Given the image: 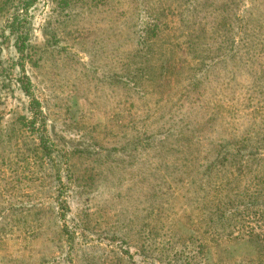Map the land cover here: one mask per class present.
<instances>
[{
	"label": "rangeland",
	"instance_id": "1",
	"mask_svg": "<svg viewBox=\"0 0 264 264\" xmlns=\"http://www.w3.org/2000/svg\"><path fill=\"white\" fill-rule=\"evenodd\" d=\"M219 1L208 4V23ZM139 2L0 0V264H153L157 256L155 264H264V161L253 159L248 169L260 171L234 181L240 195L257 201L231 216L230 235L214 233L204 217L208 199L221 192L219 179H196L199 170L216 166L219 145L243 135L249 148L264 145V39L253 45L251 35L259 33L252 27L246 45L242 34L225 53L198 63L202 82L190 89V67L199 59L184 50L181 24L196 0L164 6L172 13L162 20L166 30L153 55L136 52L145 15ZM236 11L264 34V0H242ZM24 72L45 118L52 159L26 126L29 98L18 82ZM122 74L136 77L137 87L126 89ZM168 129L196 142L194 163L204 158L194 164L186 154L194 168L183 167L185 175L165 171L179 166L174 162L160 163L177 144L163 134ZM111 148L120 160L93 163L94 154L104 158ZM257 155L264 158V150ZM159 173L160 194L150 181L139 185L142 174ZM59 187L69 206L68 243L57 217ZM161 199L160 218L144 221Z\"/></svg>",
	"mask_w": 264,
	"mask_h": 264
},
{
	"label": "trees",
	"instance_id": "2",
	"mask_svg": "<svg viewBox=\"0 0 264 264\" xmlns=\"http://www.w3.org/2000/svg\"><path fill=\"white\" fill-rule=\"evenodd\" d=\"M169 2H172V4L175 7L176 3H180V5H182L183 3L184 4L192 3V0H140L139 3L144 5L142 11L145 15L143 21H141L140 23V28L138 29L137 32L138 34H137L136 44L138 49L136 52L138 53L142 52V54L144 53L149 55H153L155 53V49L156 47H158V43L159 44L161 43L162 40L161 36L164 33L163 31L166 30L164 26L165 21L163 22L162 20H166L167 22H169L167 18L172 13V12L171 13L166 12V9L164 7V6L166 7L171 6ZM214 2L215 0H196V2L193 3L189 8L190 16L187 17L184 15L185 18L182 19V24L181 22H179L182 25L181 27L185 29L184 31L185 34L181 36L182 38L184 37V39L182 40V44L184 45V50H187V52H191L194 55L193 58L199 59V61L196 63L194 67H190V70L194 71L193 76L191 77L189 76L188 78L189 82L187 86L190 89L195 90V88H197L198 86L200 87L202 82V78L199 80L198 77V75L202 73L199 71L201 69H198V63L206 65L204 63L205 60L211 58L213 55L216 56L225 53L227 50L233 47L234 42L238 40L235 39L237 37L239 38L240 35L242 34H246L247 39L245 40L244 43L246 45L251 31L253 33L252 27L256 29L259 33L257 36H255L256 32L251 35V40L254 41L253 45H255L256 42L260 46L263 45L262 43L264 39L263 32L257 29V27H255L254 25H250L251 22L245 20L246 18L244 16H241V14H239L238 11H236L239 4L242 3V0H220L218 5H216L213 9L214 10L213 16L215 17V19L209 23L207 16L205 19H203L204 16L206 15L205 11H207L208 4H211L212 6ZM19 39L21 40L22 37H19ZM207 42H209L210 44L208 43L207 45ZM251 47L252 46H250V48ZM178 48H180V46ZM16 49L18 54L21 57H23L24 51L21 42H17ZM232 52L233 53L229 55H231L230 56L231 58L236 60L237 59L235 53L236 51H232ZM213 62L218 63L219 61H214L213 59ZM20 63H22L21 60ZM121 76L125 78L126 84L125 83L123 84L126 89L133 90L135 89V87H137L135 86L137 84L136 77L131 76L133 78L130 79L128 78L129 76L128 74H126V76L122 74ZM119 77H117L116 81H118ZM18 82L24 94L27 95V97L29 98V111L31 115L29 120L27 121L26 126L29 131L37 135L38 145L40 149L46 152V154L48 155L47 157L49 159H52L51 156L52 151L51 148L48 147V144L52 142L50 141V137L48 136L47 133L45 118L40 109L38 101L35 99L32 92L30 93L29 90L30 82L25 72L21 74V77L18 79ZM190 89L189 91H191ZM175 130L176 129L174 130L168 129L167 131L164 130L163 134H165V136H168L169 138H172L174 142H177V144L182 143V146L178 148V145L176 144L177 149L175 147V149L172 152L171 150L169 151V149H166L164 153L160 156L161 157L160 163H162L163 160V162H166L167 164L169 165L171 164V166H173L172 162H174V165H179V166L175 168L172 167V169L165 168V171H167L169 175L173 174V172H175L176 174L185 175V172L183 171L184 170L183 167L189 165L192 168H194L192 165H190L189 160L185 159V156H187L186 154H189V156H191V159L192 156L194 157L193 159V163H194V161H197L200 152H198L197 144L195 141L193 142L191 137L182 136V139H179V137L183 135V133L181 131L174 133ZM240 137L241 140H237V141L233 140V142H230L227 145H224V143L219 145V147L215 151H213L215 155L212 162H214L216 166H212L211 164L209 167H204V168L202 167L203 169L199 170L197 173V175H199L200 177L197 178L196 176V179H198V181L203 179V177H207V176L211 177V179L213 177H217L219 179L218 180L219 185L222 188L221 192L225 190L224 194H221L219 190L215 189V192H217V194L213 192L212 198L208 199L210 202H208V204L205 202L207 200H204L202 202L203 204L206 203L205 205L206 211L204 217L207 221L208 228L212 229L213 232L219 236H221L220 233L222 231L227 233V235H230L231 232H229L230 230L229 227H233V218H231V216L236 217L237 211L240 209L246 208V210H248L246 207L247 205L245 204L246 202H248V205L251 206L254 201H257L256 200L257 198L254 194H250L252 197H246L244 195H240L241 192H239L236 189L237 185L235 184L234 181L238 176H241L243 173L245 176V174L250 175L251 173H254V171L256 173L260 171V169H248L249 167H247V165L250 162H253V159L264 161V158L259 159L257 155V151L259 149L264 150V145L256 146V148L254 147L249 148L245 146L244 143H242V142H246L249 137L247 135H243ZM254 140L256 141V139ZM167 145L171 146L173 144L167 143L166 146ZM119 150L123 151V149L121 150V148H119ZM250 150L255 152V154L252 157H251V153L248 155L243 154V153H248V151ZM115 151H116L115 148H111L109 154L106 155V157L104 158L103 156H98L97 154H94L96 155L95 156L96 159L93 160V163L98 164L100 161L106 160L105 162H103V164L106 162L110 164L114 160L115 161L120 160V157H122L121 155L122 153L119 154V156H115V154H111L114 153ZM113 157H119V158L116 159ZM203 160L204 158H201L198 162ZM198 162H195L194 164H198ZM206 168H207V172L205 174L204 171ZM218 168H220V171L219 170L215 171V169ZM168 174L165 175V179H168L169 176ZM210 174H212V176H210ZM154 176H156L159 181L155 182ZM220 176L221 178H219ZM162 178L164 179L161 173L157 175L151 174L150 176L142 174V178L139 181V185L141 186L142 184L147 182L149 183L150 181L149 184L151 185L150 186L151 189L157 190V193L160 194V189H161L160 181L161 182L165 181L162 180ZM76 182L77 181H75V183ZM69 189H70L69 187L66 188V190ZM168 189L170 191L174 190V188L171 187H169ZM60 190L61 187L55 190L57 217L63 225L61 230L63 235L65 236L64 242L68 243V237L70 236L67 233V228L64 221L66 220V216L69 212L68 210L69 206L67 200L65 199L66 196L65 195L63 196L62 193H60ZM256 203L257 202H255L254 204ZM153 205L154 206H151L149 209H146V215L143 218L144 221H146L148 218L151 217H153L154 219L160 218L159 214L163 212V207H164L162 199L160 204L154 203ZM262 211L263 210H259V211L255 210V211H251V213L255 215L259 213L260 216L262 214L261 213ZM140 215H137V217H139ZM225 217H226V221H225ZM238 220L240 221V224H243V226L245 225L246 222L244 221V219H242V217L239 218ZM226 222H227V228L224 230L223 224ZM224 232L222 235H224ZM246 235L252 237L253 235H255V232L254 230L246 231ZM263 240H264V236L261 237L259 242H262ZM176 244H178V241H176ZM160 257L161 256L159 257L157 256L155 258L153 257L152 261L154 262L152 263L155 264L159 262ZM190 259H194L193 256H191ZM188 263L189 262L187 261L185 262L183 260V264H188Z\"/></svg>",
	"mask_w": 264,
	"mask_h": 264
}]
</instances>
